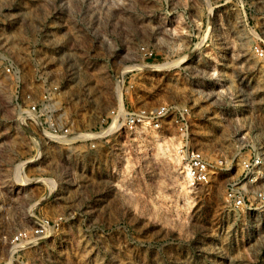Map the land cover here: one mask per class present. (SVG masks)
<instances>
[{
    "label": "rangeland",
    "instance_id": "rangeland-1",
    "mask_svg": "<svg viewBox=\"0 0 264 264\" xmlns=\"http://www.w3.org/2000/svg\"><path fill=\"white\" fill-rule=\"evenodd\" d=\"M47 72L76 130L116 105L122 73L130 107L187 106L190 145L231 169L190 188L175 123L123 132L77 163L17 105L39 100ZM251 153L264 184V0H0V204L15 210L0 211V230L32 225L39 199L31 264H264V211L235 212L227 200ZM18 163L31 180L15 197L6 192Z\"/></svg>",
    "mask_w": 264,
    "mask_h": 264
},
{
    "label": "built area",
    "instance_id": "built-area-1",
    "mask_svg": "<svg viewBox=\"0 0 264 264\" xmlns=\"http://www.w3.org/2000/svg\"><path fill=\"white\" fill-rule=\"evenodd\" d=\"M263 54V53H262ZM4 69L17 83L21 82V69L12 57L4 58ZM75 63H69L70 82L77 79ZM47 74V75H45ZM39 75V87L41 93L38 101H32L27 110L18 103L20 113H32L34 121L48 138V142L69 145L73 149L76 162L89 161L91 156L97 157L110 143L117 140L123 132H135L138 128L159 129L163 123H175L181 131V141L177 154L182 161V171L187 179L188 186L192 189H200L212 182L222 170H230L231 164L227 160L213 156L207 151L194 148L190 145L189 137V115L190 109L182 105H163L156 109H140L130 107L127 103L126 91L123 89V74L115 75L116 105L113 106L98 124L90 126L84 131L76 130L69 121L67 107L63 103L62 84L53 78H49V72ZM19 86V84H18ZM31 98V97H30ZM29 98V99H30ZM171 116H173L171 118ZM25 120V116L23 118ZM26 121V120H25ZM26 123V122H25ZM84 142V152H81V143ZM41 155H39L40 158ZM234 161V158L232 159ZM22 163V162H21ZM15 166L13 183H8L9 195L15 197L30 184V178L26 175V162L22 166ZM261 163L258 154L241 156L237 164L240 167L239 177L233 180L227 189V200L229 206L235 212L264 211V184L261 177L257 175L260 170L257 166ZM256 173V175H254ZM24 175L25 179H20ZM47 182H52L47 179ZM20 186V187H16ZM4 188V186H3ZM17 194H16V192ZM8 203L1 202L0 211L5 213L14 212ZM39 199L35 200L29 207V213L33 221L32 225H17L11 223L4 230H0V264H31V253L37 257L39 254ZM44 225V224H43ZM45 226V225H44Z\"/></svg>",
    "mask_w": 264,
    "mask_h": 264
},
{
    "label": "bare ground",
    "instance_id": "bare-ground-1",
    "mask_svg": "<svg viewBox=\"0 0 264 264\" xmlns=\"http://www.w3.org/2000/svg\"><path fill=\"white\" fill-rule=\"evenodd\" d=\"M20 179H22V178H20Z\"/></svg>",
    "mask_w": 264,
    "mask_h": 264
}]
</instances>
